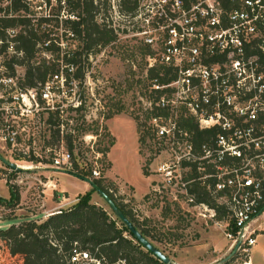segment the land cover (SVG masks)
<instances>
[{"label":"built area","instance_id":"obj_1","mask_svg":"<svg viewBox=\"0 0 264 264\" xmlns=\"http://www.w3.org/2000/svg\"><path fill=\"white\" fill-rule=\"evenodd\" d=\"M3 1L11 6L12 0ZM120 3L113 0L112 7L125 37L148 49L147 88L139 99L148 119L145 142L159 157L161 182L177 187L175 198L186 197L196 215L216 218L228 230L233 222L237 233L227 235L249 259L245 264H252L250 252L257 244L252 224L264 213V0H136L132 12L122 11ZM110 27L119 39L120 24ZM7 33L6 52L21 56L12 40L17 29ZM65 66L29 87L0 53V141L10 151L35 155L25 143L27 122L42 112H64L71 81ZM151 70L157 75L151 77ZM80 103L70 104L78 111ZM191 122L211 132L199 141ZM55 164L73 171L69 152L59 153ZM196 184L226 207V223L216 208L198 200L191 190Z\"/></svg>","mask_w":264,"mask_h":264},{"label":"rangeland","instance_id":"obj_2","mask_svg":"<svg viewBox=\"0 0 264 264\" xmlns=\"http://www.w3.org/2000/svg\"><path fill=\"white\" fill-rule=\"evenodd\" d=\"M27 1L30 11L37 15L54 11L57 6L55 0H51L50 5L45 0ZM112 1L96 0L97 19L100 22L102 17L110 26L114 22L117 26L120 24L121 37L99 46L90 55L89 62L82 63L86 76L82 81L71 79L67 85V105L62 116L42 112L27 122L25 143L34 148L36 156L23 157L0 141V153L24 167L19 173H13L0 161V195L10 198L8 181L21 195L17 203L0 207V228L26 219L42 221L48 213L74 205L79 195L90 191L92 185L87 181L57 170L55 158L59 153L69 152L79 169L98 171V176L92 172L89 177L103 178L115 197L127 205L137 219L146 221L155 243L175 264H245L249 259H244L238 249L233 252L235 244L227 235L230 232L236 234L237 229L230 224L232 229L228 230V226L217 224L216 218L196 215L190 211L186 197L176 199L177 187H164L161 182L162 177L157 171L158 155L148 143L140 141L148 133V119L139 99L147 88L144 57L140 46L125 37L123 21H116ZM0 8H3L0 15L10 10L3 0H0ZM64 13H67L65 8L61 10V14ZM67 41L71 47H76L72 39L62 45L65 46ZM1 55L5 62L14 55L20 57L12 52ZM44 58L52 62L56 56L40 46L34 61L39 63ZM56 64L60 69L66 67L63 61ZM25 71V65H17L19 80ZM76 99L82 102L78 111L70 104ZM115 116L122 120L118 122L116 135L111 129ZM107 149L109 151L105 152ZM145 170L148 176L144 175ZM92 202H98L116 218L97 191L92 194ZM219 221L224 224L227 218ZM253 228L256 237L264 233V216ZM26 252L23 255L16 253L14 245L0 239V264H38V255ZM232 252V256L224 261ZM250 254L252 264H264V235L258 237V244L252 247ZM77 256L85 259V255Z\"/></svg>","mask_w":264,"mask_h":264},{"label":"trees","instance_id":"obj_3","mask_svg":"<svg viewBox=\"0 0 264 264\" xmlns=\"http://www.w3.org/2000/svg\"><path fill=\"white\" fill-rule=\"evenodd\" d=\"M55 1L57 6L54 11L37 15L35 11H30L27 0H12L10 10L0 15L1 54L6 52L8 47L7 30L20 27L12 40L16 41V49L23 54L19 58L14 55L6 62L13 74H16L15 64L26 66L25 75L20 80L24 86L35 87L44 83L50 75L60 73L57 61H63L68 65L64 74L67 82L71 79L82 81L86 76L82 63L89 62L90 55L99 46L107 45L117 38L116 33L107 23L98 21L96 0ZM120 1L122 11L132 12L136 9V0ZM45 3L50 5L51 0H45ZM63 8L67 13L62 15ZM0 11H3V8H0ZM70 39L76 42L75 48L71 47L68 41L65 46L62 45ZM40 46L55 54L56 59L51 62L50 59L44 58L36 63L34 59ZM139 50L142 56L148 52L147 47L144 46H140ZM71 66L74 69L70 71ZM156 75L155 70L150 71L151 77ZM189 127L195 131V137L199 141L204 140L211 132V129L200 131L192 122L189 123ZM145 138L142 136L140 141L144 142ZM69 149H73L70 140ZM108 151L107 149L105 152ZM19 171L21 170L12 169L13 173ZM73 171L89 177L92 176L93 169L88 168L87 171L79 169V165L74 162ZM144 175L148 176L149 173L145 170ZM93 181L95 186L92 185L90 191L79 195L74 205L61 208L42 221L26 219L20 223H12L0 229V239H5L14 245L16 253L23 255L27 250L32 256L37 254L38 264H167L138 241L129 227L113 211L116 218L102 205L92 202L93 192L98 188L105 191L124 211L137 230L166 254L155 243L156 239L148 229L146 221L137 219L132 210L110 191L109 185L104 183L103 178H93ZM8 183L10 198L6 199L0 195V207H9L21 198L17 187L10 181ZM191 190L197 193L200 202H207L216 208L217 218L229 219L226 207L215 203L205 187L196 184ZM84 253L87 257L78 259L77 254L83 257ZM171 264H175L174 261Z\"/></svg>","mask_w":264,"mask_h":264},{"label":"water","instance_id":"obj_4","mask_svg":"<svg viewBox=\"0 0 264 264\" xmlns=\"http://www.w3.org/2000/svg\"><path fill=\"white\" fill-rule=\"evenodd\" d=\"M0 161L2 163H4L5 165H7L8 167H10L11 169H17V170H23L24 169V167L18 165L16 162L11 161L10 159L6 158L1 153H0ZM57 170H60V171L66 172L68 174L74 175V176H76L82 180L87 181L91 185H94V181L90 177L83 176V175L76 173L74 171H71V170H64V169H60V168H57ZM97 191L101 195V197L105 200V202L109 205V207L112 209V211L117 215V217H119L129 227L130 231L135 235V237L137 238L138 241H140L148 250L152 251L155 255H157V257L162 259L167 264H171L173 262L170 257H168L159 248H157L155 245H153V243L149 239L145 238L142 235V233L139 230H137V228L130 221V219L127 217V215L124 213V211L118 207V205L115 203V201L105 191H103L99 188L97 189ZM238 248H239V243L234 245L233 252H235V250H237ZM233 252L228 257H226L224 259V261L227 260L228 258H230L232 256Z\"/></svg>","mask_w":264,"mask_h":264},{"label":"crops","instance_id":"obj_5","mask_svg":"<svg viewBox=\"0 0 264 264\" xmlns=\"http://www.w3.org/2000/svg\"><path fill=\"white\" fill-rule=\"evenodd\" d=\"M121 118L119 116H115L112 121H111V129L113 130V133L116 135V129H117V125H118V122H120ZM122 121V120H121ZM57 172V171H56ZM59 172V171H58ZM98 203V202H96ZM99 204V203H98ZM62 208V207H61ZM57 209V208H56ZM60 209V208H59ZM54 211H57V210H53L52 212L48 213V215L52 214ZM264 216V213L259 217V219L257 221H255L252 225L253 227L258 223L260 222V220L262 219V217ZM262 235H264V233H260L258 236H257V244H258V237H261ZM253 259V257H252Z\"/></svg>","mask_w":264,"mask_h":264}]
</instances>
